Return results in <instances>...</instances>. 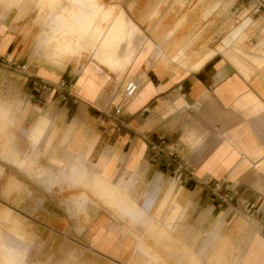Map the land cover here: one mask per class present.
Returning <instances> with one entry per match:
<instances>
[{
    "label": "crops",
    "instance_id": "obj_1",
    "mask_svg": "<svg viewBox=\"0 0 264 264\" xmlns=\"http://www.w3.org/2000/svg\"><path fill=\"white\" fill-rule=\"evenodd\" d=\"M39 2L0 3V56L26 67L0 66V264H264V14L249 0H95L99 13L73 20L84 16L78 30L103 56L116 52L104 44L108 26L125 37L130 62L111 76L89 55L45 58L38 42L60 13L37 18ZM93 51L87 41L70 54ZM116 55L111 65L123 69ZM34 80L71 84L78 100L60 102ZM129 82L138 91L111 118ZM176 163L186 164L182 184ZM76 168L140 216L74 206L61 181ZM218 183L257 216L220 206ZM174 211L181 220L166 226Z\"/></svg>",
    "mask_w": 264,
    "mask_h": 264
},
{
    "label": "rangeland",
    "instance_id": "obj_2",
    "mask_svg": "<svg viewBox=\"0 0 264 264\" xmlns=\"http://www.w3.org/2000/svg\"><path fill=\"white\" fill-rule=\"evenodd\" d=\"M6 2H7V7H9V6H12V4L14 2L17 3V5H18L21 2V0H0V3H3L4 6L6 5ZM41 2H42L41 6L36 4V9L38 11L37 18H40V19H42L44 16L47 15V14L44 15L43 14L44 12H46V13L50 12L51 13L52 11H56L57 13H60V14L64 13L65 15L72 13V14H74L73 17H76L79 13H86L89 17H94L96 13H99L101 11L100 7L96 4L95 0H74L75 9L70 10L67 8H62L60 11L58 10L60 0H57L55 2L54 1L46 2L44 0H40V3ZM83 19H84V16L82 15V20H79L81 27H84L86 24L85 20H83ZM58 25L59 24H56L54 28L50 26V29H49L50 35H48L46 33V35L43 36L42 38H40V40L38 42L39 47H37V48H43L44 47L45 50H48L45 53L46 59L50 60L53 63H58V62H62L64 60H67L72 56L88 57V55H89L90 59H92L94 62H96L99 66H103V68L107 69L108 75L119 76L125 72L126 67L130 62L131 53H126L125 51L122 50L119 43L121 41H123V38H125V37L123 36V34H122L123 38L116 35L117 32H115V30H114L115 28H113V26L112 27L108 26L109 30L107 29V32L105 33L106 35L104 38V44L111 45L112 44L111 41H114V46L112 48H115L116 52L115 53L109 52L103 56L102 55L103 52L100 48L95 49L96 45L100 46V42L96 43L95 37H89V39L87 38L85 40L82 39V33L79 30L78 31L75 30V32H76V35H78L81 38L80 41L82 42V45L84 46L85 43L88 41L90 44V48L94 49V51L90 54H88V53L87 54L86 53L72 54L71 53V54H65V55L62 53L60 54V52H57L56 48L62 47V45H63L62 41L54 42V40H53V38L55 36L59 35V32H61L60 30L62 29V27H61L62 25H60V27ZM76 26H77V29L80 28L79 25L76 24ZM66 27L68 28L69 26L68 25L65 26L64 31L68 32L69 28L67 30ZM127 27H128V30L132 29V27L129 26L128 24H127ZM56 28H58V29H56ZM130 31H132V30H130ZM110 32L114 33V35L112 37L107 36V34H110ZM79 46H77L76 48H78ZM116 54H119V55L122 54L123 57L127 61L125 64V67L123 69L114 68V67H109V68L107 67L109 64L111 65L110 57L115 56ZM42 56H43V54H41V57ZM37 57H38V54L35 53L34 54V62L37 61ZM115 60H116V58H115ZM3 110H4L3 107L0 106V116H1V114L5 113V112H3ZM40 121H39V123H40ZM33 143H35V142H33ZM65 178H67V179L66 180L64 179L63 181H61V183H62L63 188L65 187V189L67 190L66 192H70L72 194L69 199L74 204V206L80 207L82 203L84 204V202H87V204L88 203L93 204L92 201L94 202V205L97 206L98 204L103 202L105 206H107L110 210H114L116 215L118 214L120 217L124 218V220L125 219L129 220L128 219L129 217L131 220H133V219L137 218L138 216H140V212H138L135 205H133L132 202H130L127 199V197H125L124 194L120 193V191L118 192L116 190L114 191L113 189H111L113 187L110 184L106 183L105 181L101 180L98 176H95L94 178L89 177V174L88 173L86 174V172L84 170H80V169L76 168L75 170L71 169L69 174H68V177H65ZM122 206H124V208L122 210L123 213L120 210V208ZM82 208H84V207L82 206ZM134 209H135V212H134ZM178 215L179 214L177 213V211L172 212L171 215L168 217V220H167L168 222L165 225L168 226L172 222L177 221V219H179ZM4 216L5 215H2V218H4ZM179 220H181V219H179ZM149 226H151L152 228L146 229L147 234L145 237L146 238L150 237L149 239H151L153 236H151L150 233H152L156 230V228H155L156 224L154 225L152 222H150ZM158 231L159 230L157 229V232ZM160 232H162L163 236L165 235L164 229H160ZM192 241L194 242L195 239L193 238ZM149 252H151V251H149ZM10 257H11V255H8V258H10ZM191 258H192V256L190 254V263H193L194 260H192ZM9 261H10V259H9ZM153 261L155 262L156 260L153 259ZM159 261H157V264ZM194 264H196V263L194 262ZM200 264H202L201 260H200Z\"/></svg>",
    "mask_w": 264,
    "mask_h": 264
},
{
    "label": "built area",
    "instance_id": "obj_3",
    "mask_svg": "<svg viewBox=\"0 0 264 264\" xmlns=\"http://www.w3.org/2000/svg\"><path fill=\"white\" fill-rule=\"evenodd\" d=\"M250 11L253 14H264V0H249ZM0 66L9 70H17L20 72H24L26 70L25 66L18 65L16 62L10 60L7 55L0 56ZM34 86L39 88L40 90L52 93H57V100L60 102H66L68 100H73L76 102L78 100L77 90L73 89L71 84L65 83L64 81H60L56 84H49L42 80H34ZM138 88L133 82H129L122 95L115 102L113 112L110 115L111 118H118L122 114V110L125 104L131 100L137 93ZM171 156V155H170ZM186 164H178L176 163L175 172L173 175V180L177 184H182L185 182V179L180 176L181 172L185 169ZM192 176V172L189 173V177ZM200 186V184H198ZM223 187L222 184L218 183L215 186V191L219 192V190ZM225 193L219 196L220 206L232 207L236 213L245 215L247 217H256L257 213L253 209L251 204H248L244 201L236 199L235 192L226 185L223 187Z\"/></svg>",
    "mask_w": 264,
    "mask_h": 264
},
{
    "label": "bare ground",
    "instance_id": "obj_4",
    "mask_svg": "<svg viewBox=\"0 0 264 264\" xmlns=\"http://www.w3.org/2000/svg\"><path fill=\"white\" fill-rule=\"evenodd\" d=\"M35 1V0H34ZM44 1H46V2H49V1H57V0H44ZM45 3V2H44ZM41 4H42V2L40 3H38V5L39 6H41ZM44 5V4H43ZM41 8V7H40ZM55 13H57L56 11H52L50 14H47L46 15V18H47V20L49 19H51L52 20V18H54V15H55ZM73 15L74 14H72V13H70V15L68 14V15H65L64 13L62 14H59L56 18V20L54 21V22H51V23H49L50 24V26L51 27H55V25L56 24H59L58 26L60 27V25H62L61 27H62V29L60 30L61 31V33H62V41L65 43V48H63L62 49V54H70V52L74 49V48H76L77 46H79V45H82V42L80 41L81 40V38L78 36V35H76V32H75V30H77L78 31V29H77V26H76V24L77 25H79V27H81V25H80V22L79 21H75V20H73L74 19V17H73ZM25 17V16H24ZM49 22V21H48ZM69 26L68 28H69V31L68 32H66V31H64V27L65 26ZM57 27V26H56ZM67 28V27H66ZM68 28H67V30H68ZM56 29H58V28H56ZM61 37V36H60ZM64 39V40H63ZM82 39H84V37L82 36ZM61 40V39H60ZM59 41V40H58ZM62 42V43H63ZM61 43V44H62ZM61 50V49H60ZM61 54V53H60ZM67 56V55H66ZM57 57V56H56ZM60 58V57H59ZM110 60H112V59H110ZM113 61V60H112ZM114 63V62H113ZM113 65V64H112ZM112 65H111V67H112ZM44 128V127H43ZM39 131H40V129H39Z\"/></svg>",
    "mask_w": 264,
    "mask_h": 264
}]
</instances>
